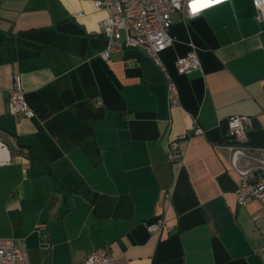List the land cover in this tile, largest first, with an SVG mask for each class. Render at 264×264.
I'll list each match as a JSON object with an SVG mask.
<instances>
[{
    "label": "crops",
    "instance_id": "0c3cea01",
    "mask_svg": "<svg viewBox=\"0 0 264 264\" xmlns=\"http://www.w3.org/2000/svg\"><path fill=\"white\" fill-rule=\"evenodd\" d=\"M94 0H0V237L31 264H84L105 248L114 264H264V205L239 206L228 119L247 116L264 147V21L252 0L175 15L162 54L180 92L141 50L114 51ZM195 48L201 69L180 76ZM28 120L9 114L14 75ZM205 131L187 140L194 122ZM185 149L182 163L166 154ZM172 194L168 202L166 194ZM165 217L159 239L147 225Z\"/></svg>",
    "mask_w": 264,
    "mask_h": 264
},
{
    "label": "built area",
    "instance_id": "2783aa9c",
    "mask_svg": "<svg viewBox=\"0 0 264 264\" xmlns=\"http://www.w3.org/2000/svg\"><path fill=\"white\" fill-rule=\"evenodd\" d=\"M252 1L257 20L264 21V0ZM227 2L229 0H219L218 3L212 0H94L96 8L107 13V17L99 23V32L107 42L100 59L108 62L112 52L127 48L143 51L166 77L169 106H179V88L162 59V54L174 44L170 30L176 22L175 15L181 13L185 19L190 20ZM194 3L198 9L196 11L193 8ZM175 66L180 76L200 70L201 60L195 48L187 56L178 58ZM9 114L28 120L36 116L27 102L19 74L14 75V85L10 91ZM250 126L251 119L247 116L230 117L228 128L231 141L218 146L227 150L231 166L240 178L236 191L239 206H246L251 200L264 205V147L247 144V131ZM204 133L195 121L191 133L183 135L182 139L187 140L192 135ZM166 154L172 163H182L185 149L180 141H175L170 144ZM166 199L171 202L172 194H166ZM147 229L159 239L173 231L163 216L155 223L147 225ZM0 264H31V261L28 253L20 250L13 239L0 237ZM84 264H114V258L103 248L93 252Z\"/></svg>",
    "mask_w": 264,
    "mask_h": 264
},
{
    "label": "snow or ice",
    "instance_id": "6c2138e0",
    "mask_svg": "<svg viewBox=\"0 0 264 264\" xmlns=\"http://www.w3.org/2000/svg\"><path fill=\"white\" fill-rule=\"evenodd\" d=\"M212 2H216V3H218V2H219V0H212ZM204 6H207V4H205ZM193 8H194V11L198 10V9H196V7H195V3H194V6H193Z\"/></svg>",
    "mask_w": 264,
    "mask_h": 264
}]
</instances>
